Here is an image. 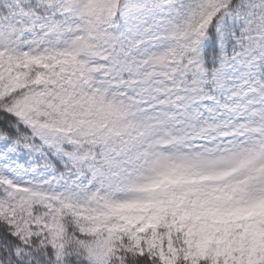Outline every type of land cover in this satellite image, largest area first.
<instances>
[{"label": "snow or ice", "instance_id": "1", "mask_svg": "<svg viewBox=\"0 0 264 264\" xmlns=\"http://www.w3.org/2000/svg\"><path fill=\"white\" fill-rule=\"evenodd\" d=\"M0 264H264V0H0Z\"/></svg>", "mask_w": 264, "mask_h": 264}]
</instances>
